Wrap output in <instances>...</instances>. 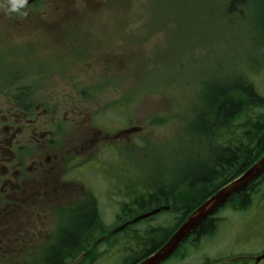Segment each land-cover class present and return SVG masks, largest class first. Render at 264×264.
<instances>
[{"label": "rangeland", "instance_id": "1", "mask_svg": "<svg viewBox=\"0 0 264 264\" xmlns=\"http://www.w3.org/2000/svg\"><path fill=\"white\" fill-rule=\"evenodd\" d=\"M262 2L71 0L59 11L52 3L39 6L36 12L47 15H38L18 26L0 20V81H7L2 89L0 82V108L4 103L6 107L12 104L13 100L4 99L9 84L37 80L28 99L23 100L26 105L39 104L49 110L58 104L65 112L71 105L80 104L93 112L102 109L114 118L119 112L111 111L120 110L125 116L116 121L129 120L126 124L141 128L138 137L145 140V145L138 147L134 143L118 151V170L112 177L103 178L99 189L112 188L109 181L113 179L115 184L124 176L162 181L158 186L169 183L171 177L176 182L181 172L211 157L201 153L200 160L190 158L205 144L197 137L199 122L208 121L200 106L205 100V86L234 74L251 81L264 98V28L257 17ZM66 12L80 17L59 20ZM111 56L119 61L116 68L106 66L112 59L95 61ZM119 58L126 62L121 65ZM95 85L101 89L93 98L79 100L82 92ZM201 93L204 95L199 99ZM136 111L140 113L139 121L134 118ZM261 113L264 109H256L252 117ZM46 119L41 116L40 122ZM63 126L62 121L60 125L56 123L54 133L72 127ZM28 131L25 128V140ZM234 172L235 169L219 179L217 175L212 178L227 180ZM110 200L105 194L101 198L103 233L126 217L121 214L120 199L113 197L115 206L109 207ZM125 204H129L128 200ZM177 216L163 214L154 222L174 228L179 223H175ZM217 218L220 223L212 236L200 240L195 249H183L168 264H253L247 258L264 255V183L252 196L249 207L240 210L229 204ZM146 225L149 224H139L135 229ZM120 235L118 238L123 236ZM96 249L100 257L91 264H121L124 256L117 257L114 250L107 253L105 241ZM258 264H264V260Z\"/></svg>", "mask_w": 264, "mask_h": 264}, {"label": "flooded vegetation", "instance_id": "2", "mask_svg": "<svg viewBox=\"0 0 264 264\" xmlns=\"http://www.w3.org/2000/svg\"><path fill=\"white\" fill-rule=\"evenodd\" d=\"M70 2L0 0V20L18 26L38 15H47L46 12H36L39 6L52 3L59 11ZM78 16L62 13L58 19L73 21ZM101 59H112L106 65L109 68H116V64H119V61L113 60V56L99 57L95 61L99 63ZM119 60L121 65L126 62L124 58ZM0 82L2 89L7 81ZM9 85L4 99L8 97L17 104L12 101L8 107L4 103L0 108V264H47L52 253L58 249L59 260L63 264H70L74 255L71 254L70 245L62 243L63 235L70 231L72 222L88 209L97 215L90 229L95 228L96 233L102 234L98 229L102 228L101 198L104 194L111 197L109 207L115 206L113 197H116L121 201L123 213H133V217L127 216L126 222L145 214L139 211V197L147 198L150 192L131 191L133 185L144 186L143 177L133 180L124 176L116 180L115 184L112 179L108 183L112 188L105 191L99 189L103 178L112 177L113 172L118 170V151H124L134 143H138V147L145 145V140L138 137L142 129L126 124L129 120L116 121L118 117L120 119L125 116L120 110L111 111L119 112L115 119L111 113L105 114L102 109L93 112L82 108L80 104L69 108L67 106L65 112H61L58 104H53L49 110L42 109L39 104L26 105L23 100L28 99L37 80L14 81ZM100 89L98 85L88 88L82 92L79 100H90ZM64 98L74 100V97ZM204 113L208 121H202L200 125H209L208 128L213 130L214 108L208 107ZM41 116L47 118L45 122H40ZM105 116L110 117L109 120ZM134 116L139 121V111ZM61 121L65 125L63 127H72L61 133L58 131L57 135L53 130L56 123L60 125ZM46 124L49 129L45 128ZM242 124L245 125V121ZM25 128L29 130L26 140L23 137ZM229 140L236 148L244 145L236 137ZM222 151L229 153L226 149ZM210 155L212 159L214 152H210ZM125 200H128V205ZM143 202H146L145 198ZM159 207L163 206L155 208ZM112 235V231L106 232L105 240L110 239L118 245L120 239ZM85 243L87 240L83 237L77 242ZM95 244L96 240L91 244L89 253L83 252L80 256L90 255L92 259H97L99 253L96 246H93ZM114 251L128 255L137 249L132 246L131 252H128V248L125 252L123 247L116 246ZM80 256L76 258L80 259Z\"/></svg>", "mask_w": 264, "mask_h": 264}, {"label": "trees", "instance_id": "3", "mask_svg": "<svg viewBox=\"0 0 264 264\" xmlns=\"http://www.w3.org/2000/svg\"><path fill=\"white\" fill-rule=\"evenodd\" d=\"M261 5V4H260ZM259 5H256V7ZM261 7V8H260ZM261 13L258 14V18L261 21L259 23V26L262 24L264 27V2H262V5L260 6ZM254 10V11H253ZM252 12H256L255 6L252 7ZM231 83L229 82L227 85H224L222 87H217L218 83H214L215 86L207 85L205 86V91L211 88V94L215 96H221V102L225 101V103L221 105L216 104V99L213 100L212 107L214 108V115H215V121H214V128L213 130H216L217 132L224 133L226 131L229 132L228 139L233 140L234 137V129H242L246 133L245 142H247L245 151H246V158H248L249 154L252 153V156L250 160L243 161L239 164V166L234 164V156H231L227 151H220L214 153V156L212 159H210V162L205 163L203 165H197L194 167L189 168L186 172H189L192 174V181H186L183 182V186L188 190L186 193L182 194L179 197L164 195V193H159L156 196L151 195L149 197V202H147L146 205H161V201H170L171 206L179 207L181 208V212H179L184 220L191 212H193L205 199L209 198L212 194L217 192L222 186H224L226 183H228L230 180L234 179L236 176H238L240 173H242L244 170H246L253 162L258 160L257 156L259 157L264 153V114H255V117H252L254 115V112L256 109H264V98L261 97L256 89L253 87L251 83H246V86L241 90V94L246 98V102L241 103L240 101H236L233 89ZM236 87H239L235 83ZM239 90V88H236ZM236 90V92H238ZM233 91V92H232ZM227 92V94H226ZM254 98L253 101L250 102L251 98ZM215 98V97H214ZM220 100V99H219ZM219 106V107H217ZM245 117V120H244ZM248 117V119H247ZM245 125L242 124V122ZM201 127V126H200ZM209 125H203L201 127V130H208ZM237 135V134H236ZM255 142V144L251 145L252 142ZM235 169L234 175H232L230 178H227V180H219V184L207 195L203 196L200 192L201 185L204 184L209 177L213 175H217L218 173H226L230 170L233 171ZM239 172V173H237ZM232 173V172H231ZM237 173V174H236ZM227 175H230L228 173ZM198 183V190H195L193 188L194 184ZM264 183V174L255 182H253L247 189H245L243 192L232 198L228 204H226L221 210H223L226 206L229 204L236 205L237 209H245L250 206V203L252 202V196L258 193L259 188ZM204 187H206L204 185ZM181 199V200H179ZM140 206H144L146 202H143L144 200L141 198L139 199ZM189 201V202H188ZM200 201V204L196 207H193L196 205V203ZM182 204L187 206L186 208H183L179 206V204ZM190 207V208H189ZM219 210L217 214L209 219H207L204 223H202L193 233L192 240L191 238L189 240H201L207 236L213 235L220 223V220L217 218L218 213L221 211ZM92 210L88 209L83 214H80L79 217L74 220L71 224L70 231L66 232L63 235L62 243L66 245H70L71 247V254L74 255V257H71V260L69 261L70 264H73L76 260L75 258L80 256L82 254V249L86 252V248L89 246V244H86L85 248L84 245L81 246V244H77L80 237H82V234L84 232H87L86 237L94 236L96 233L95 228L89 229L90 224L93 223V216H92ZM122 222V221H121ZM180 226V225H179ZM178 226V227H179ZM177 227V228H178ZM177 228H168L165 230V235L159 234V231L155 229H151L149 231V235L147 236V242L144 246V257L148 256L149 254L157 251L171 236V234L177 229ZM101 230L102 228L98 229ZM128 234H124V240H126ZM98 236V235H97ZM159 237V238H158ZM82 247V248H81ZM58 250H55L52 253L51 259L48 261L47 264H63L62 261L59 260L58 257ZM88 254V252H87ZM143 258H140L138 254H133L125 258L121 264H136ZM95 261V260H93ZM84 262V261H83Z\"/></svg>", "mask_w": 264, "mask_h": 264}, {"label": "bare ground", "instance_id": "4", "mask_svg": "<svg viewBox=\"0 0 264 264\" xmlns=\"http://www.w3.org/2000/svg\"><path fill=\"white\" fill-rule=\"evenodd\" d=\"M263 32H264V29H263ZM262 48H263V54H262V58L261 59L263 60V63H264V47H262ZM236 75H237V73H236ZM227 76L229 78L233 77L234 79L230 80L227 77L226 78L225 77L220 78L219 80H217V81H219L217 87L220 88V87H222L224 85H227L230 82L231 83L230 85H232V89L234 91V92L233 91L232 92L234 94V97H235L236 101H240L241 103L246 102V98L243 96L244 94L243 95L241 94V90L246 86L247 80H244L241 77L235 76L234 74L232 76H230V74H228ZM235 83L239 87H236ZM248 83L252 84L251 81H249ZM213 86H215V85H213ZM236 88H239V90L236 89ZM236 90H238V92H236ZM203 92H205L204 99H205L207 108L209 107V109H213L212 105H210V101L213 103L214 99H216V104L217 105H221V104L225 103V101L221 102V99H222L221 96H218V95L215 96V95L211 94V88H209L206 91L204 90ZM226 94H227V92H226ZM203 95H204V93H203ZM250 98H251L250 102L253 101L254 98H252V97H250ZM217 107H219V106H217ZM244 120H245V117H244ZM241 122H243V121H241ZM199 126L203 127L202 125H199ZM201 127H200V129L198 131L199 134H197V137L199 138L201 143L205 142V144H203L204 148L198 150L194 155H192L190 157L192 160H194V161L195 160H200L199 155L201 153H205V154L206 153L210 154V152L216 153V152H220L222 149L228 150L229 154L231 156H234V159H233L234 160V164L237 165V166H239V164L241 162H243V161H246L248 159L250 160V158L252 156V153H250L248 155L249 157L246 158V151H245V147H246L245 144H247V142H245L246 133L244 131H242V129H238V128L234 129L235 134H234L233 140L236 137L237 141L241 140V143L244 144L243 146H240V147L236 148L230 143V140L228 139V136H229V132L228 131H226L224 133H220V132H217L216 130H210L209 128H208V130H201ZM253 144H255L254 141L251 143V145H253ZM210 159H211L210 157L209 158L205 157V159H203L205 161H200L199 163L196 164V166L197 165H203L205 163L208 164V162H210ZM177 163H178V161L176 162V164ZM223 175H225V174L224 173H221V174L218 173L217 174V179H219ZM213 176H215V175H213ZM180 177H181V179L179 181H177V182H175L174 178L171 177L170 178L171 181L169 183H166V184L160 185V186H158V184L160 182H162V181L153 180V179L145 180L144 186L143 185H141V186L133 185L131 187V191L147 190V191L150 192L149 197L151 195L156 196L159 193H164V195H166V196L169 195V196H174V197L177 198V197L181 196L182 194H184V193H186L188 191L183 186V182L185 183L186 181H192V174L189 173V172H184V173L181 172L180 173ZM156 181H158L157 185H156ZM193 184H194L193 188L195 190H198V183H193ZM218 184H219V180L213 179L212 176H211V177H209V179L204 184L201 185L200 192L202 193L203 196H205V195L209 194ZM204 185L206 187H204ZM149 197H147V198L143 197V196L139 197V199H141V198L143 200H144V198L146 199V203L144 205V206H146V208L140 206V210H139L140 212H145V214H143V215H145L146 217L141 219L142 222L141 221H137L135 223H132V224H129L128 226H126V228L128 229L127 233H126V234H128L126 240H124V237H122L119 240L118 245H115L113 241L107 243L106 252L113 251L116 246L123 247L124 250H127V248H128V252H131V247L133 246L134 248L137 249V251H132L130 253V255L138 254L140 258H143V256H144V246H145V244L147 242V239H148L147 236L149 235V231L151 229H155V230H157V232L159 231V234H162V235L164 234L165 235V230L167 229L165 226L155 225L154 221L157 219V217H155V215L152 212L157 211L160 208V207L159 208H155V207H158V206L162 205L163 208L166 209L168 214H170V213L178 214V216L175 219V223L176 224L178 222L179 223L174 228H177L179 225L181 226L187 220V218L191 215V213H190L184 220H182L183 217L179 213V212H181L180 211L181 208L169 205V204H171L169 200L168 201H166V200L161 201L160 202L161 205H154V206L149 205L148 206L146 204H147V202H149ZM147 199H148V201H147ZM207 199H205L201 204H200V201H198L196 203V205H194L193 207H196V206H198L200 204L197 207V208H199L203 203H205V201ZM179 200H181V199H179ZM179 206H181L183 208L187 207V206L184 207L182 202H181V204H179ZM149 209H152V210L149 211ZM92 213H93L92 214L93 220H95L97 218L96 217L97 215L93 211H92ZM120 224L121 225H125L126 223L125 222H120ZM139 224H149L150 226L146 225L143 229L141 228V230L135 229V226H138ZM177 229L171 234V236L168 238V240L174 235V233L177 231ZM86 235H87V232H84L82 234V237L87 240V243L81 244V246L84 245V248H85L86 244H89V246L86 248V253L87 252L89 253L88 250H89L91 244L96 240L97 235L95 234L94 236H89V237H86ZM167 241L161 247H163L167 243ZM199 244L200 243H197V242L191 241L189 239H186L180 244L179 248L180 249H187V248H194L195 249V248L199 247ZM82 251L85 252L84 249H82ZM153 254H154V252L149 254L148 256L144 257L143 259H146V258L152 256ZM80 258L85 263H89V264L93 263L92 262L93 259H92V257L90 255H88L87 257L82 255V256H80ZM162 264H164V262H162Z\"/></svg>", "mask_w": 264, "mask_h": 264}, {"label": "water", "instance_id": "5", "mask_svg": "<svg viewBox=\"0 0 264 264\" xmlns=\"http://www.w3.org/2000/svg\"><path fill=\"white\" fill-rule=\"evenodd\" d=\"M264 173V154L263 156L252 165L240 177L221 188L213 196L208 198L199 208H197L187 220L179 227L174 235L167 241V243L156 251L152 256L142 260L138 264H161L167 260L207 218L219 210L229 199L236 196L245 190L253 181L259 178ZM160 210L152 212L158 213ZM146 216H141L128 224L118 228L116 231H121L129 224L135 223ZM264 259V256L257 259V262Z\"/></svg>", "mask_w": 264, "mask_h": 264}]
</instances>
